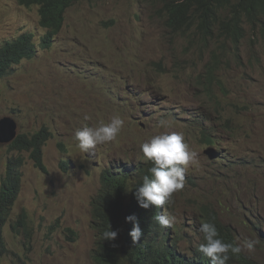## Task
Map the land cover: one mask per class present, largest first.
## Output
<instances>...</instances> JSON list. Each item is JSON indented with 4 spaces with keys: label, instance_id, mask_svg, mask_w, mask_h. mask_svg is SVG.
Wrapping results in <instances>:
<instances>
[{
    "label": "rangeland",
    "instance_id": "1",
    "mask_svg": "<svg viewBox=\"0 0 264 264\" xmlns=\"http://www.w3.org/2000/svg\"><path fill=\"white\" fill-rule=\"evenodd\" d=\"M45 32L38 6L0 0V43L31 33L38 47L34 58L0 80V118H14L18 134L43 126L52 133L43 147L47 172L22 153L11 219L24 210L31 239L5 225L9 252L0 254V264H95L92 202L102 173L123 164L134 170L132 161L144 159L141 143L168 131H182L197 153L183 189L165 208L176 217L168 240L177 235L180 250L195 248L202 239L200 206L210 204L231 223L239 243L257 241L254 251L244 252L264 262V33L247 31L238 52L219 57L217 77L225 91L214 81L210 94L198 81L210 50L229 44L210 42L207 48L171 30L159 0H80L66 10L48 48L41 45ZM117 113L125 121L118 137L83 153L75 131ZM199 113L206 118L204 130L212 127L222 141L215 164L203 155L207 146L200 136L187 140ZM11 154L0 144V185Z\"/></svg>",
    "mask_w": 264,
    "mask_h": 264
},
{
    "label": "trees",
    "instance_id": "2",
    "mask_svg": "<svg viewBox=\"0 0 264 264\" xmlns=\"http://www.w3.org/2000/svg\"><path fill=\"white\" fill-rule=\"evenodd\" d=\"M80 0H17L24 7L38 6L39 25L46 29L41 37L44 48L51 46L65 21V12ZM90 1V0H87ZM167 26L180 34L189 35L203 41L207 48L219 41L229 47L216 45L210 50L209 63L204 68L198 81L210 92L214 81L225 91L222 79L218 80L220 56L236 53L246 32L254 35L264 33V0H159ZM230 40L232 45L230 44ZM210 45V46H212ZM38 47L32 40L31 33L0 43V80L10 74L15 64L30 60L36 56ZM228 131H232L228 127ZM52 136L51 131L43 126L32 134L19 133L8 145L9 152H15L7 158L5 175L0 185V254L8 253L3 239L4 226L9 224L14 232H23L27 242L31 236L28 228V216L23 210L16 219H11L13 207L21 190V167L24 163L22 153L29 152L30 159L40 171L47 172L43 161L42 148ZM204 141L213 143L210 136ZM66 169V162H62ZM116 170L113 175L109 170L102 173V187L92 202V223L97 230V238L92 250L95 264H211L208 257L198 251L187 253L180 251L176 240L169 241L167 229L161 226L155 216L159 207L143 209L135 199V187L139 186L145 175H150L151 162L136 165L134 170ZM192 179V177H191ZM130 197L124 208L125 200ZM199 221L213 223L225 243H239L233 233L231 223L222 220L218 210L210 204L200 206ZM134 215L139 221L143 235L136 244L132 243L129 232L133 224L126 217ZM116 231L114 240H102V233L108 229ZM69 232L73 233L71 229ZM199 230V229H198ZM200 235L203 234L199 231ZM204 243V240L201 242ZM26 244V241H25ZM227 264H264L242 251L239 255L229 252Z\"/></svg>",
    "mask_w": 264,
    "mask_h": 264
},
{
    "label": "clouds",
    "instance_id": "3",
    "mask_svg": "<svg viewBox=\"0 0 264 264\" xmlns=\"http://www.w3.org/2000/svg\"><path fill=\"white\" fill-rule=\"evenodd\" d=\"M85 119H87V117H85ZM193 119L195 123L194 126L189 128L187 140H191L193 135L200 136L201 140L207 146L203 155L207 156L210 163H214L215 160H218L216 158V153L222 148L220 146L222 141L217 140L216 131L212 127H210L208 131L204 130L206 118L201 113L193 116ZM124 123L125 121L122 116L117 113L107 122L100 121L94 127L84 125L81 128H78L74 133V140L77 142L78 148L83 153L88 152L89 150L95 149L98 145L114 141L120 134ZM225 131H228V128H225ZM205 135L213 136L216 141L213 143L204 141ZM10 143L3 145H9ZM140 148L144 155V159L132 162H134L135 165L140 162L146 164L151 162L152 167L149 169L150 175H145L142 183L134 188L135 199L137 200L138 205L143 209H149L152 206L159 207L157 210L159 215L154 218L161 226L166 228L167 233L170 234L174 230L172 226L176 223V217L171 214H166L165 208H167V203L170 202L173 193L183 189L185 175L188 173V166L197 163L196 150L193 151L190 149L189 145L185 142L184 133L182 131H168L153 135L146 141L142 142ZM23 153H27L29 157V152L24 151ZM121 169L123 168H120L119 170ZM113 175H116V171ZM129 200L130 197L125 200L124 208ZM125 219L126 221H131L133 224L129 236L131 237L132 243L136 244L140 241L143 235L139 221L134 215L127 216ZM199 222L198 229L203 234L202 239L199 240L195 248L190 249L189 252H183L192 253L195 252L194 250L198 247V251L208 257L211 264H227L229 252L233 255H239L244 250L249 252L254 251L257 241L245 239L242 243H225L219 238L218 230L213 223ZM116 236L117 232L110 230L109 226L108 229L102 233V240L111 241L114 240ZM173 240L178 242L177 246L179 247V239L177 235ZM203 240L204 243H201Z\"/></svg>",
    "mask_w": 264,
    "mask_h": 264
},
{
    "label": "water",
    "instance_id": "4",
    "mask_svg": "<svg viewBox=\"0 0 264 264\" xmlns=\"http://www.w3.org/2000/svg\"><path fill=\"white\" fill-rule=\"evenodd\" d=\"M17 135V122L11 116L0 118V143L8 144Z\"/></svg>",
    "mask_w": 264,
    "mask_h": 264
},
{
    "label": "bare ground",
    "instance_id": "5",
    "mask_svg": "<svg viewBox=\"0 0 264 264\" xmlns=\"http://www.w3.org/2000/svg\"><path fill=\"white\" fill-rule=\"evenodd\" d=\"M214 141H216V139L213 137V136H211V135H209ZM142 164V162H140L138 165H141ZM120 168H123V169H126V166L125 165H121L120 167H115L114 168V170L116 171V170H119Z\"/></svg>",
    "mask_w": 264,
    "mask_h": 264
}]
</instances>
